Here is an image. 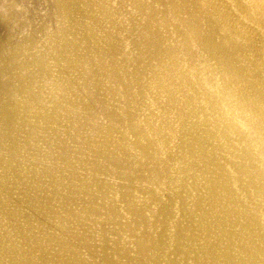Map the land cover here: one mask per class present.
<instances>
[{"label":"rangeland","instance_id":"1","mask_svg":"<svg viewBox=\"0 0 264 264\" xmlns=\"http://www.w3.org/2000/svg\"><path fill=\"white\" fill-rule=\"evenodd\" d=\"M166 1L0 0V264H209L212 163L236 167L264 128Z\"/></svg>","mask_w":264,"mask_h":264},{"label":"bare ground","instance_id":"2","mask_svg":"<svg viewBox=\"0 0 264 264\" xmlns=\"http://www.w3.org/2000/svg\"><path fill=\"white\" fill-rule=\"evenodd\" d=\"M178 1L179 5L175 4L176 2L173 0H167L166 3L170 6H174L172 9L179 8L180 10H187L186 12L190 17L184 22L186 26L185 32L187 33L184 35L193 38L202 44L203 48L208 50L209 54L216 60L217 68L222 77L229 78L228 85L230 86V90L235 89L237 92L240 106L243 107L247 104L246 109L255 115L256 121L258 122L257 125L253 124L255 130L264 128V57L261 53V45L264 43V0H253L252 3L247 4L248 9L245 12L242 9L235 11L233 9L231 10L224 0H199V2H192V0ZM180 4L181 7H179ZM235 5L238 7L236 3ZM250 11H252V13ZM69 14H73V12ZM220 31L223 33L224 39L218 41V36L216 35L220 34ZM152 32L153 31H148L146 29L145 39L148 40V45L158 48V37ZM235 36L240 38L242 42H232ZM13 43L11 45H13ZM246 54L251 57V66H241L242 64L240 62H244ZM109 69H112V67H109ZM233 83H240V85L235 86ZM41 95L43 96V94ZM240 123L241 122H239V124ZM215 125L217 126V124ZM262 130L264 129H261V131ZM220 132L219 137L222 138L223 135L235 133V129L231 125H228L227 129H223ZM259 153L262 155L261 158ZM2 155L5 154L2 153ZM207 156L209 157V154H207ZM238 156H240L238 165L234 167L235 164H233V167H229V171H226V167L222 169V165L218 163H212V169H216L217 172L214 176H210V178L212 177V180H210V204L212 206V201L218 202L222 200V203L224 201V206L219 210L220 214L218 216H210L209 218L205 215L207 219L205 221L200 220L198 228L196 229L201 235L208 231L209 225L214 224L218 227L215 231L208 233L207 237H205L206 239H204L205 245L203 249L200 250L202 253V257L200 258L201 261H207L209 264H252L256 261H258L259 264H264V241L261 242L262 244H259L253 243L250 240L251 237L254 238L258 234L256 230L263 229L264 231V147H260L256 150H254L252 146L247 147L242 150L241 154H238ZM208 157H206L207 160L209 159ZM3 159L4 156H0V162L3 161ZM232 163L234 162H229V164ZM2 180L4 179L2 178ZM233 185H237V187H241L243 190L245 189V192L249 193L237 197L234 195H227L233 192ZM249 196H253L255 200L251 204L245 201L248 200ZM10 213L12 217H19L13 209ZM24 221L26 235L24 233L22 234L27 236L31 227V222H29V220ZM188 226L191 225L186 224L182 227V230L185 231L186 229V231H189ZM232 226H234L236 230H231L232 232H230L228 228ZM198 239L200 240V238ZM155 241L156 245L159 244L157 239H155ZM14 247L17 248L15 245ZM21 253H25L24 250L23 252L21 251ZM42 255L43 254H41V256ZM58 264L79 263L74 258L68 259L62 257L61 262Z\"/></svg>","mask_w":264,"mask_h":264}]
</instances>
